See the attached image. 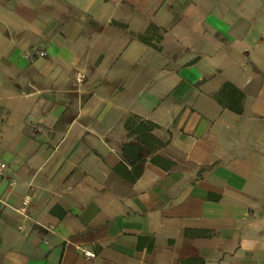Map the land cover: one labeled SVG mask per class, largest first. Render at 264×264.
<instances>
[{"label":"crops","instance_id":"crops-1","mask_svg":"<svg viewBox=\"0 0 264 264\" xmlns=\"http://www.w3.org/2000/svg\"><path fill=\"white\" fill-rule=\"evenodd\" d=\"M0 161V264H264V0H0Z\"/></svg>","mask_w":264,"mask_h":264},{"label":"built area","instance_id":"built-area-1","mask_svg":"<svg viewBox=\"0 0 264 264\" xmlns=\"http://www.w3.org/2000/svg\"><path fill=\"white\" fill-rule=\"evenodd\" d=\"M40 56H45V53H40ZM9 171V167L7 166V164L3 163L0 161V179H3L6 177L7 173ZM9 185L11 187H13L15 185V181L14 180H10L9 181ZM29 203V197H26L23 202H22V209H24ZM83 255L86 258H94V255L89 253V252H83Z\"/></svg>","mask_w":264,"mask_h":264}]
</instances>
